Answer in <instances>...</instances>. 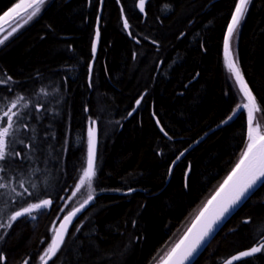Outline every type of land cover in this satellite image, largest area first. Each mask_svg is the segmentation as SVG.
Returning a JSON list of instances; mask_svg holds the SVG:
<instances>
[{
	"label": "trees",
	"instance_id": "1",
	"mask_svg": "<svg viewBox=\"0 0 264 264\" xmlns=\"http://www.w3.org/2000/svg\"><path fill=\"white\" fill-rule=\"evenodd\" d=\"M18 1L0 0V16ZM136 1L51 0L0 46V126L18 102L0 160L2 264L42 263L52 229L78 206L65 201L92 123L91 203L48 264H163L246 149L247 110L229 119L244 100L223 48L238 0H150L144 19ZM237 28L253 125L257 114L264 128V0H249ZM44 199L53 203L36 219L8 227L11 214ZM261 238L264 180L190 264H220ZM236 264H264V252Z\"/></svg>",
	"mask_w": 264,
	"mask_h": 264
},
{
	"label": "snow or ice",
	"instance_id": "2",
	"mask_svg": "<svg viewBox=\"0 0 264 264\" xmlns=\"http://www.w3.org/2000/svg\"><path fill=\"white\" fill-rule=\"evenodd\" d=\"M44 3V0H22L21 3H17L10 13H5V16H9L11 13L19 15L21 12H25L28 9L32 11L28 14L27 19L30 20L39 12V6ZM249 0H238L235 5V11L232 14L231 23L227 26V34L224 37V57L225 64L229 72L235 78L236 83L240 86V91L243 93V97L246 103L239 106L233 113L237 115L243 110H247L248 115V143L246 149L242 152L239 162L232 170L231 174L220 186L219 190L208 201L205 208L196 217V223L193 228L189 229V235L177 244L169 253L167 259L163 264H184L202 242L214 231V226L221 221L229 210L235 206L242 197L262 178H264V134H262L258 127H253V114L258 109L256 98L249 90L248 85L244 82V78L238 67V63L233 59L232 52L230 50V38L239 25L240 21L244 17L248 10ZM140 10H144V0H139ZM0 19H3L0 17ZM129 27L127 21L124 22V28ZM15 29H13L14 31ZM99 33L97 32V36ZM96 45L93 43L92 50L95 53ZM140 101H137L139 104ZM18 102H13L11 108L4 112L6 118V127H0V160L6 158V137L10 135V129L13 127V116L16 115L12 109L17 107ZM11 113V114H10ZM232 117H229L231 119ZM20 155V153H16ZM95 139L93 131L89 130V142H88V156L87 166L82 170V175L79 177V182L76 185L77 190L82 186L87 185L89 189L92 188L93 180L95 177ZM23 186V185H21ZM4 185L0 184V188ZM92 199L91 193H89L88 200L84 203H88ZM50 199H44L39 203L29 204L23 208L22 211H16L10 217V223L8 227H11V222L17 220L18 217H22L25 214L29 215V218L36 219L35 215H32L36 210L48 208L52 205ZM83 205H81V208ZM63 211V209H61ZM77 208L73 212H69L68 215L63 217L59 227L52 229L53 236L45 249L44 253L39 257L42 264H47V261L54 257L59 251L62 243L64 242L65 235L68 230L69 224L72 222L73 217L79 212ZM247 222V221H246ZM55 223V222H54ZM197 225L199 228L197 229ZM3 227V225H0ZM195 230V232H194ZM43 243V242H42ZM264 250V244L258 247H252L249 251H244L239 256H233L231 260L227 261V264H232L233 260H240L242 257H250L255 253H259ZM6 260L3 254H0V264ZM27 264V261L24 262Z\"/></svg>",
	"mask_w": 264,
	"mask_h": 264
},
{
	"label": "water",
	"instance_id": "3",
	"mask_svg": "<svg viewBox=\"0 0 264 264\" xmlns=\"http://www.w3.org/2000/svg\"><path fill=\"white\" fill-rule=\"evenodd\" d=\"M150 0H144V10L143 11H141L140 10V7H139V0H137L136 1V3H135V8H136V11L138 12V14L140 15V16H142V18L144 19L145 18V5L147 4V2H149ZM102 2V0H100V3ZM118 7H119V9H120V12L122 13V8H121V6H120V4H118ZM124 22H125V20L123 19V21H122V28H123V30H124V32L126 33V35H127V37L130 39V34H129V31H128V29H125L124 28ZM231 23V22H230ZM97 26H98V21H97V24H96V32H97ZM227 34V30H226V32H225V34H224V37H225V35ZM96 35H97V33H96ZM135 43H137V41L136 40H133ZM94 43H95V45H97V39L95 38L94 39ZM223 48H224V38H223ZM95 53H96V49H95ZM95 53H93V50H92V54H93V56L95 55ZM91 67H92V65H91V63H90V65H89V72L91 71ZM234 81H235V78H234ZM235 84H236V87H237V89H238V91H239V93H240V95L242 96V98H243V100H244V102L246 103V100L244 99V97H243V93L240 91V86L236 83V81H235ZM141 99H138L137 101H140ZM137 101H136V103H135V105H134V108H136L137 106H138V104H137ZM131 114V113H130ZM239 114V113H238ZM237 114V115H238ZM236 115H233V117L232 118H234ZM253 118H254V114H253ZM154 121H155V123H156V127H157V129L159 130V132L164 136V137H166L165 136V134H164V132H163V130L161 129V127H160V125H159V123H158V121L154 118ZM92 130L93 131V134H94V139H95V156H96V148H97V129H96V125L95 124H93L92 126H91V128H88V135H89V130ZM247 133H248V122H247ZM87 156H88V154H87ZM177 162V160L176 161H174L173 162V164L171 165V167H170V171H169V175H170V173H171V171H172V169H173V167H174V165H175V163ZM94 163H95V159H94ZM86 166H87V161H86ZM188 173V170H187V172H186V174ZM264 180V178H262L260 181H257V183L245 194V196L244 197H242L241 198V200L235 205V206H233L230 210H229V212L228 213H226L225 214V216L221 219V221L220 222H218L215 226H214V231L202 242V244L197 248V250L192 254V256H190L187 260H185L184 261V264H190L196 257H197V255L206 247V245L209 243V241H210V239L212 238V236L214 235V233L217 231V229L221 226V224L236 210V208L237 207H239L242 203H243V201L246 199V197L249 195V193L250 192H252L262 181ZM219 190V189H218ZM216 194V193H215ZM214 194V195H215ZM213 195V196H214ZM212 196V197H213ZM212 197L209 199V200H211L212 199ZM208 200V201H209ZM91 203V200H89L88 201V203H83V204H81V205H83V207L81 208V205H79V206H77L76 208H74L73 210H71L70 212H73V211H75L77 208H79L80 209V211L79 212H77L76 213V215L73 217V220H72V222L69 224V226H68V230H67V233L69 232V230H70V228L74 225V223L80 218V216L87 210V208H88V206H89V204ZM208 203V202H207ZM207 203H206V205H207ZM205 205V206H206ZM25 208V207H24ZM205 208V207H204ZM203 208V209H204ZM45 209V208H44ZM23 209H20V210H18V211H22ZM40 210H42V209H40ZM40 210H36L35 212H38V211H40ZM35 212H33V213H35ZM32 213V214H33ZM28 214H25L24 216H27ZM66 215H68V214H66ZM65 215V216H66ZM24 216H22V217H24ZM18 218H21V217H18ZM17 218V219H18ZM62 220H63V218L61 219V221L59 222V224L57 225V227H59V225H60V223L62 222ZM196 223V219L194 220V222L191 224V226L188 228V230H187V232L185 233V235L182 237V239L179 241V243L185 238V236H188L189 235V229H191V228H193V225ZM199 228V225H197V229ZM194 232H195V230H194ZM67 233H66V235H67ZM66 235H65V237H66ZM64 240H65V238H64ZM178 243V244H179ZM63 244V243H62ZM261 244H264L263 243V238H261L260 240H259V243H258V245L257 246H253V247H258V246H260ZM62 246V245H61ZM252 248V247H251ZM251 248H249V249H246V250H242V251H238V252H236V253H234V254H232V255H230L229 257H227L226 259H224L220 264H227V261L228 260H231L232 259V257L233 256H239V254L241 253V252H244V251H249ZM261 252H259V253H255V254H253L252 256H250V257H242L240 260H233L232 261V264H236V263H238V262H241V261H243V260H246V259H249V258H252V257H254V256H257V255H259ZM53 258V257H52ZM52 258L51 259H49L48 261H47V264L52 260ZM42 264V263H41ZM170 264H171V262H170Z\"/></svg>",
	"mask_w": 264,
	"mask_h": 264
},
{
	"label": "rangeland",
	"instance_id": "4",
	"mask_svg": "<svg viewBox=\"0 0 264 264\" xmlns=\"http://www.w3.org/2000/svg\"><path fill=\"white\" fill-rule=\"evenodd\" d=\"M50 1L51 0H44V3L39 6V12L34 17H32V19H30V20L27 19V16L32 11V9H28L25 12H21L19 15H17L16 13H11L9 16H5V13H10V10L13 9L16 4L12 8H10L8 11H6L3 15H1L0 17H2L3 19H0V46L3 45L8 39L13 37L15 34H17L21 29H23L28 24H30L32 21H34L38 16H40L41 13L47 8ZM21 2H22V0L18 1L17 3H21ZM13 29H15V30L13 31ZM238 33H239V28H237V30L235 31V33L233 34V36L230 39V50L232 52L233 59L236 62H237L236 48H237ZM35 107H37V106H35ZM36 109L38 110L39 108L37 107ZM91 125H93V123L90 124V127H88V128H91ZM6 126H4V127H6ZM0 127H3V126H0ZM253 127H258L260 132L262 134H264L263 125H262L261 120L259 119L257 114H256V119H255ZM88 142H89V135L87 134V140H86V147L87 148H88ZM87 154H88V151H87ZM85 167H86V163L84 162L83 169ZM82 170L79 174V177L82 175ZM79 177H78L77 183L75 184L71 195L65 201V203L70 202L69 204L73 205V206H75V205L79 206L82 203H84L86 200H88L89 193L91 192V189H89L87 187V185H84L79 190H77L76 185L79 182ZM0 200L4 204L7 203V201H8L7 199L5 200L4 197L0 198ZM64 207H66L65 204L62 205L61 209H63ZM61 209L59 212H61ZM11 215H13V214H11ZM8 218H9V216H8ZM52 235H53V233H52ZM262 252H264V250H262Z\"/></svg>",
	"mask_w": 264,
	"mask_h": 264
}]
</instances>
